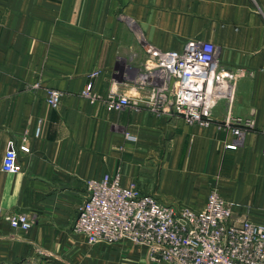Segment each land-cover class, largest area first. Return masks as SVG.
Returning a JSON list of instances; mask_svg holds the SVG:
<instances>
[{
    "label": "crops",
    "instance_id": "1",
    "mask_svg": "<svg viewBox=\"0 0 264 264\" xmlns=\"http://www.w3.org/2000/svg\"><path fill=\"white\" fill-rule=\"evenodd\" d=\"M190 44H211L221 67L248 70L232 114L253 116L256 125L236 150L227 149L235 137L220 128L225 102L208 127L144 104L163 78L147 67L148 49L181 52ZM89 83L141 109L92 105L81 95ZM49 89L62 93L55 110ZM10 144L29 148L18 152L22 173L2 171ZM263 151L264 0H0V264H149L143 248L94 246L73 231L87 182L104 176L196 211L217 191L235 216L261 223ZM12 213L27 214L32 228H11Z\"/></svg>",
    "mask_w": 264,
    "mask_h": 264
},
{
    "label": "built area",
    "instance_id": "2",
    "mask_svg": "<svg viewBox=\"0 0 264 264\" xmlns=\"http://www.w3.org/2000/svg\"><path fill=\"white\" fill-rule=\"evenodd\" d=\"M148 55L147 67L163 72L159 89L144 102L151 112L180 117L189 126L208 127L215 106L225 102L228 114L220 128L235 137L234 143L227 145L229 150H236L243 136L255 129L253 116L232 114L238 84L249 75L248 70L221 67L213 45L190 44L181 52L150 47ZM39 87L34 84V88ZM81 95L92 105L101 103L109 112L141 109L139 101L117 90L111 89L106 96L96 94L92 83ZM61 99L59 90H47L50 108L57 109ZM126 140L133 142L135 138L127 133ZM19 151L29 153V148L22 146L17 151L10 144L3 172H23ZM5 220L15 230L27 232L32 228V220L25 213L9 214ZM73 231L94 246L127 243L143 248L149 264H264V218L256 223L248 216H235L233 204L217 191H212L205 207L196 211L162 204L136 184L125 186L120 175L91 179Z\"/></svg>",
    "mask_w": 264,
    "mask_h": 264
},
{
    "label": "rangeland",
    "instance_id": "3",
    "mask_svg": "<svg viewBox=\"0 0 264 264\" xmlns=\"http://www.w3.org/2000/svg\"><path fill=\"white\" fill-rule=\"evenodd\" d=\"M120 244H127V243H115V244H109L110 246H118ZM130 246H132L131 244H129ZM134 247V246H133ZM138 248V247H137ZM119 260V259H118ZM122 262V260H121Z\"/></svg>",
    "mask_w": 264,
    "mask_h": 264
}]
</instances>
